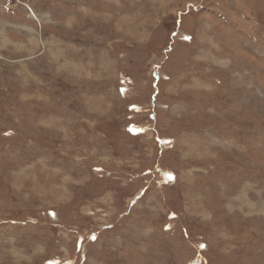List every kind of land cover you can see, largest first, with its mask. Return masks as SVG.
Here are the masks:
<instances>
[{
	"label": "rangeland",
	"instance_id": "rangeland-1",
	"mask_svg": "<svg viewBox=\"0 0 264 264\" xmlns=\"http://www.w3.org/2000/svg\"><path fill=\"white\" fill-rule=\"evenodd\" d=\"M0 264H264V0H0Z\"/></svg>",
	"mask_w": 264,
	"mask_h": 264
}]
</instances>
